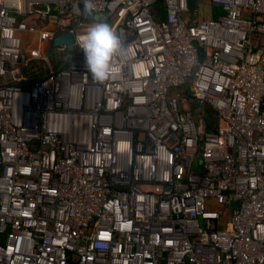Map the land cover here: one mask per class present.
Returning <instances> with one entry per match:
<instances>
[{"label":"built area","instance_id":"built-area-1","mask_svg":"<svg viewBox=\"0 0 264 264\" xmlns=\"http://www.w3.org/2000/svg\"><path fill=\"white\" fill-rule=\"evenodd\" d=\"M192 1L92 0L101 84L83 0H0V264H264V0Z\"/></svg>","mask_w":264,"mask_h":264},{"label":"clouds","instance_id":"clouds-1","mask_svg":"<svg viewBox=\"0 0 264 264\" xmlns=\"http://www.w3.org/2000/svg\"><path fill=\"white\" fill-rule=\"evenodd\" d=\"M83 16H94L92 0H83ZM68 47H79L83 52L87 72L91 78L104 83L113 70L115 57L123 51L122 41L116 31L105 21L93 18L83 33L78 35L74 42H67Z\"/></svg>","mask_w":264,"mask_h":264},{"label":"rangeland","instance_id":"rangeland-1","mask_svg":"<svg viewBox=\"0 0 264 264\" xmlns=\"http://www.w3.org/2000/svg\"><path fill=\"white\" fill-rule=\"evenodd\" d=\"M204 1H206V0H204ZM205 11H206V14H208V12H210L209 11V5H205ZM201 17H205V16H201ZM47 59H48V62H47L48 65H50L51 67H54V68H59L62 65H64L65 63H67V61L69 59V51L60 52L57 47L52 46L50 49L47 50ZM36 66H37V64L33 62L30 67L26 68V70L29 68L34 69V67H36ZM48 74H49L48 71L43 72V70L39 69L37 76H36V79L38 80V79L47 77ZM214 118H216V117L213 116V119ZM209 121H211V119H209Z\"/></svg>","mask_w":264,"mask_h":264},{"label":"trees","instance_id":"trees-1","mask_svg":"<svg viewBox=\"0 0 264 264\" xmlns=\"http://www.w3.org/2000/svg\"><path fill=\"white\" fill-rule=\"evenodd\" d=\"M198 5H199V3L196 0H193L191 2L192 9H196L198 7ZM209 11L210 12H208V14H207L208 18L210 17L213 19H217L218 16L220 15V10L217 8H211ZM203 112H204L203 116H204L205 122L208 126V129L211 131H215L216 125H214V123H215V120L217 119V116H215V114L210 109H207V108H204ZM213 116H215L216 118L213 119ZM209 119H211V121H209Z\"/></svg>","mask_w":264,"mask_h":264},{"label":"water","instance_id":"water-1","mask_svg":"<svg viewBox=\"0 0 264 264\" xmlns=\"http://www.w3.org/2000/svg\"><path fill=\"white\" fill-rule=\"evenodd\" d=\"M79 9H80V11L83 10V5H80ZM92 18L103 20V21L107 20L106 16L103 14L94 15ZM54 19L56 20V17H54ZM67 42H69V43L73 42V38L69 33H66L63 36L57 37L54 41V44L56 46H59V45H62L63 43H67Z\"/></svg>","mask_w":264,"mask_h":264}]
</instances>
